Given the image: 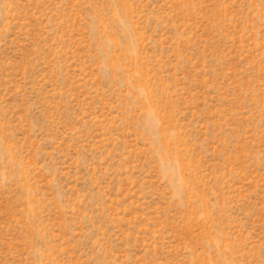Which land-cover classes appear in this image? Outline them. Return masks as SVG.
Segmentation results:
<instances>
[{
	"label": "rangeland",
	"instance_id": "374dc122",
	"mask_svg": "<svg viewBox=\"0 0 264 264\" xmlns=\"http://www.w3.org/2000/svg\"><path fill=\"white\" fill-rule=\"evenodd\" d=\"M0 264H264V0H0Z\"/></svg>",
	"mask_w": 264,
	"mask_h": 264
}]
</instances>
